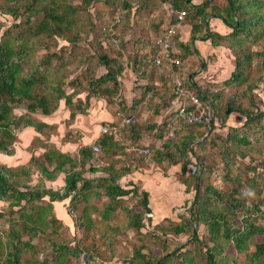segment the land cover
I'll return each instance as SVG.
<instances>
[{"label":"trees","instance_id":"1","mask_svg":"<svg viewBox=\"0 0 264 264\" xmlns=\"http://www.w3.org/2000/svg\"><path fill=\"white\" fill-rule=\"evenodd\" d=\"M72 1H0V13L12 17V23L6 29L0 26V152H13L11 146L17 140V130L35 127L43 132L49 126L42 116L56 112L63 100L71 110V118L78 112L86 113L92 97L106 98L126 110L121 81L127 67L125 63L128 65L133 61L137 74L140 70L146 71L142 68L153 57L152 36L163 34V26L177 20L176 12H170L168 3H172L176 11L188 13L193 27L191 41L199 35L205 36L206 19L210 15L216 16L231 31L227 34L209 31V37L217 45H227L232 50L234 69L227 80L208 83L200 91L214 99L216 116L223 121V127H227L236 114L243 121L228 125L225 133L215 126L206 136L209 126L204 128L199 123L182 122L174 117L158 120L162 111L170 108L172 101L177 99L173 79L159 75L165 90L145 85L141 98L133 104L137 121L122 127L118 136L102 137L100 147L111 153L112 146L128 137L141 145L139 138L143 132L154 134L155 140L161 142L175 127V136L162 148L155 142L149 147L147 157L133 154L131 158L142 162L150 158L163 164L164 168L165 162L181 163L183 173L194 158H199L192 174L196 192L193 205L187 208L189 216L179 214L180 220L169 221L167 226L157 224L156 229H145L147 233H143L144 228L151 226L152 217L147 216L152 213L149 194L141 193L136 186L119 187L114 184L115 180L109 179L104 187L114 202L106 211L115 209V204L120 202L118 197L131 194L139 199L138 204L133 202L132 207L125 206V209L143 241L136 244L135 253L124 258L122 263L128 260L130 264H240L244 259L245 264H264V100L256 96L258 90L264 92V0H224L222 4L219 0L195 4L192 0ZM99 3L101 7L97 6ZM119 7L122 20L115 26V36L120 43L115 45L108 21L115 17ZM138 24H142L144 30L141 39L133 43L127 40V35ZM103 38L106 47L102 44ZM192 42H177L180 47L177 56L186 58L194 52ZM252 45L260 48L253 49ZM142 47L145 55L140 59ZM42 49L46 52L38 58L37 53ZM100 66L105 67L102 73H98ZM164 67L169 70L167 63ZM184 67H176L179 76H183ZM185 83L189 85L190 79ZM214 88L218 91L214 92ZM82 90L87 91L86 98L76 99ZM150 92L153 96L141 108L139 103ZM18 108L23 109L21 114L15 113ZM144 111L148 116L139 120ZM255 148L262 158L252 155ZM81 150V154L88 155L89 159L94 158L89 147ZM212 151L216 152L215 159L211 158ZM247 156L250 159L246 167L253 174H245L242 167ZM43 157L34 156L28 165L18 167L0 163V200L7 205L0 209V218L9 221L6 235L0 236V264H24V251L33 253L32 258H25L24 262L36 264L39 254L48 249L54 264H76L82 250L88 251L93 245L85 238L62 243L55 237L62 225L56 218L53 202L71 196V206L76 208L80 202L77 197L89 190V182L74 170L78 159L56 148H47ZM51 166H54V175L49 171ZM35 168L46 178L66 172L65 191L48 189L40 177L33 185ZM219 176L223 183L215 184ZM106 220L111 222L113 219ZM42 235L46 241L37 243ZM118 235L103 236L105 240L113 239L114 252ZM172 242L175 244L171 245ZM114 256L115 253L109 259L98 258L105 262Z\"/></svg>","mask_w":264,"mask_h":264},{"label":"crops","instance_id":"2","mask_svg":"<svg viewBox=\"0 0 264 264\" xmlns=\"http://www.w3.org/2000/svg\"><path fill=\"white\" fill-rule=\"evenodd\" d=\"M192 1L195 4L201 3L204 0ZM141 22L144 24V21ZM205 22L207 34L205 36H197L192 39L193 42L191 41L193 27L190 17L186 18L175 36L177 42H185L188 44H190V42L193 43V49L191 50L194 52H190L188 57L185 58V74L190 78H193L194 81L200 85L218 83L227 80L232 74L235 63V57L232 50L227 46L217 45L214 43L213 38L209 37V31L227 34L231 31V28L225 24L222 19L213 15L208 16ZM141 35V30L135 28L128 32L127 40L135 42L138 38L141 39ZM102 44L106 47L103 41ZM144 52L143 47L140 48L138 58H143L142 56L145 55ZM125 65L127 67L121 76V80L126 110H122L118 104L109 102L106 98L92 97L87 112H78L71 118V110L66 106V103L63 100L60 108L56 112L52 115L42 116V120L47 122L49 126L45 127L43 132L37 131L35 127L22 128L18 130L16 134L18 135V140H16L11 146L13 152L11 154L0 152V163L6 164L10 167L28 165L34 156L44 159L43 154L46 152L47 148H56L62 153L70 154L73 158L78 159L79 163L74 166V170L80 172L83 178L87 180V183L89 182V190H86L84 193L80 194V197H77L80 202L77 204L76 208L71 206V196L63 200L54 201L55 215L62 225L61 231L65 232L67 235L66 238H68L69 241L76 242L77 239L81 240L82 238H85L93 243L88 250L92 253V257L98 258L103 256L109 259V257L113 256L115 253V256L112 259H105V264H121L124 258L131 257L135 253L136 244L134 242L140 244L143 241V238L141 241V235L137 233L138 229L132 225L130 216L127 213L128 211L125 209V206L129 208L132 207L133 202L138 203V197L131 196V194L130 196L132 198L129 195L118 197L120 202L115 204V209L110 212L106 211L108 206H110L109 204L114 202L106 193L104 187L106 179L111 181L115 180V185L125 189H130L136 186L139 187L141 193L142 191H146L149 194L150 205L152 187L155 182L157 185L159 182L155 181V176L160 172H157L156 174L154 172L157 168L164 170L163 164L161 165L158 162L152 161L150 158H145V162L139 161L138 158H131L133 154L127 152V147L135 144L132 137L119 141L112 146L111 153H106V151L102 150V156L99 158H103L101 163L97 162L95 158L92 160L93 158L89 159L88 155L81 154V148L83 147H89L91 151L90 153L94 154L92 149L93 142L100 137L104 138L109 135L101 134L103 126L106 124H115V126H119V130H122V127L125 126L123 125L124 119L129 116H135L133 115L136 112L133 109V104H137V100L141 98L143 87L145 85L151 84L157 86L159 90H165L162 86L163 80L159 76L157 68L152 61L148 62L146 66L142 68V70H146L144 73L140 70V73L138 74L134 69L135 66L133 61H131L129 66L126 63ZM86 96L87 91L82 90L78 93L76 99H84ZM172 102V106L162 111V116L158 118V120L160 119V121H163V119L167 118L169 114L173 112L178 102L177 99ZM143 103L144 102L139 103L141 108L143 107ZM147 116L148 113L144 111L139 120H142ZM239 117L242 122L243 118L236 114L230 119L228 125L237 124L238 122L236 123V121L240 119ZM226 131V129L223 130L224 133ZM139 141L143 147H150L152 144H155V142L157 145L160 143L155 140L154 134L146 132L141 134ZM46 144L48 146H44ZM106 160L108 162H106ZM164 165H168V169H171L175 164L165 162ZM53 168L54 166L49 167V171L52 175H54ZM39 177L44 180L48 189L60 192L65 191L64 189L66 187L67 178L66 172H59L56 176L46 178L35 168L32 181L33 185L38 182ZM180 190H183L184 192L185 188L181 186ZM70 208H73L74 213L70 211ZM151 214V226L144 228V230H142L143 233H147V230H152L153 228L156 229V225L161 223H158V220L154 217L153 209ZM106 218L113 219L111 221L112 224L107 221ZM168 224L169 222L163 225L167 226ZM86 225H88V228H86ZM48 231L52 232L51 230ZM130 231L133 234H137L134 238V242L126 244L125 247L121 248L125 242L116 244L115 240V252L114 246L111 245L113 239L112 241H109L103 238L105 235L116 233L119 234L117 237V240L119 241L123 236L129 235L128 233ZM131 237L132 236L130 235L128 240H131ZM148 240L151 242L150 238H148ZM172 244L173 243H171V245ZM39 263L40 262L36 264ZM26 264H28V262ZM76 264H78V259Z\"/></svg>","mask_w":264,"mask_h":264},{"label":"built area","instance_id":"3","mask_svg":"<svg viewBox=\"0 0 264 264\" xmlns=\"http://www.w3.org/2000/svg\"><path fill=\"white\" fill-rule=\"evenodd\" d=\"M169 7L172 11V4H169ZM122 9L119 7L117 9L116 15L114 18L108 21L109 26L112 28V40L115 45L120 43V39L115 36L116 30L115 26L121 22L122 20ZM187 12L186 10H182L177 15V20L172 25L165 24L163 26L164 32L159 36H152V43L154 44L153 49V57L151 59L154 66L157 68L158 74L162 77L172 78L175 86V92L177 95V106L174 108L173 112L169 114L167 117L168 120L174 119L182 122L188 123H199L202 127L209 126H217L219 129H223L226 126H222L223 121L218 119L216 116V110L214 106V99L212 97L205 96L201 93L200 88H205L207 84L200 85L194 81L193 78H190L187 74H185V58H180L177 54L180 52V47L178 46L174 36L177 34L178 29L184 21L186 20ZM103 43L106 45V41L103 38ZM107 46V45H106ZM164 63H167L169 66V70H165ZM184 65L183 76H179L176 71V67ZM190 79L191 83L188 85L185 83L186 80ZM214 92L218 91V88H214ZM153 93L150 92L146 99L143 101V104H147ZM137 120L135 117H126L124 119V124L135 123ZM113 133L118 136L119 129L118 126L115 125H106L102 128V134H110ZM175 136V127L169 130L162 142L163 144L173 138ZM93 156L97 162H102L101 159V148L97 141H95L92 145ZM127 152L129 154H139L143 156H147L150 153L148 147H142L137 144H133L127 147ZM70 211L74 213L73 208H70ZM105 264L101 260L97 258H92L89 256L88 251L82 250L80 256L78 258V264ZM123 264H130L128 260H124Z\"/></svg>","mask_w":264,"mask_h":264},{"label":"rangeland","instance_id":"4","mask_svg":"<svg viewBox=\"0 0 264 264\" xmlns=\"http://www.w3.org/2000/svg\"><path fill=\"white\" fill-rule=\"evenodd\" d=\"M0 1H2V0H0ZM72 2L77 3V0H73ZM224 2H225L224 0H219V3H221V4ZM97 6L101 7V3H99ZM11 23H12V17L6 16V15H3L0 13V26H2L4 29H6L8 26L11 25ZM137 28L140 29L141 32H143V30H144V27L142 24H138ZM227 43H229V42H227ZM252 48L253 49H259L260 47L256 46V45H252ZM44 52H46V50L42 49L40 52L37 53V57L41 58V56ZM65 55L67 57H69L68 52H66ZM129 65H130V63L128 64V66ZM73 68L74 67H71V69H73ZM104 71H105V67H103V66L98 67V73H102ZM253 73L255 74V71H253ZM71 76L74 77L75 73L72 74ZM257 92L258 93L256 96L259 97L261 100H264V92L261 89L258 90ZM230 93H232V92H230ZM22 112H23V109H21V108H18L15 110L16 114H21ZM237 122L240 123L241 118L238 119L236 121V123ZM226 128L224 127L223 129H226ZM17 132H18V130L16 131V134H17ZM17 137H18V135H17ZM251 139L254 140V137L251 136ZM17 140H18V138H17ZM215 153H214V151L211 152V158L212 159L216 158L215 157L216 155H214ZM252 155L257 156L258 159L262 158V156L260 155V152L257 150V148L253 149ZM218 159L220 160V157ZM218 159H216V160H218ZM249 159H250L249 156H247V158H245L244 160L242 159L244 162H246V163L242 164V167L245 168V171H244L245 174H247V173L253 174L252 170L248 169V167H246L247 163L249 162ZM197 160H198V162H200L199 158L193 159V163L192 162L190 163L189 169H187L185 173L182 172V164L181 163L175 164L174 167H172L171 169H168V165H165V168L162 167L164 170H161L160 168L158 169L156 166L157 169L154 173L155 174L157 172H160V173L156 174L155 181H159L158 182L159 186L155 182L154 186L152 187L150 206L154 211V217L156 218V220H158V223L161 222L162 224H166L169 221L180 220L179 214H184V216H189L187 208H190L193 205V198H194V195L196 192V190H195V187H196L195 177L192 174H193V171L195 170L196 166H198ZM151 173H152V171H151ZM219 183L220 184L223 183V181L221 180V176H219L218 179L215 180V184H219ZM181 186L183 188H185V190H184L185 193L183 192V190H180ZM186 188H188L189 191H188V189L186 190ZM161 194H164V195H161ZM263 194H264V192H263ZM135 204H138V203L135 202ZM5 206H7L6 203H4L0 200V209H5L6 208ZM147 216L151 217L152 214L149 213V214H147ZM125 220H126V216H125ZM8 222L9 221L6 218H4V219L0 218V236H2V237L5 236L7 231H8ZM153 222H155V221H153ZM58 231H59V234L57 233V235L55 236L57 238V240L62 242V243H64L66 240L68 241V238H66L67 235L65 234V232H62L60 229ZM48 232H50V231H48ZM128 234L129 235H127V236H123L122 239H120L119 241L116 240V244L120 243V242H125L121 248L125 247L126 244H130V243L134 242V238L136 237V233L133 234L130 231ZM130 235L132 236L131 238L133 239V241H132V239L128 240ZM27 238H28V236L25 237V239H27ZM46 239L47 238L42 235V236H39V238L36 240V242L37 243L45 242ZM34 242H35V240H34ZM47 242H49L51 244L50 240H47ZM134 243L139 244L138 242H134ZM172 243L175 244V242H172ZM231 251H232V249H231ZM44 254L42 252L39 254V257H38V261L40 262L39 264H54V261L52 259L53 257L51 255V250L50 249L46 250V252ZM32 255H33L32 252L27 253L26 251H24L23 257H22L23 263L26 264L24 262L25 258L31 259ZM47 258L49 260L46 262L45 260ZM4 259H5V256H4ZM239 263L245 264L244 259H241Z\"/></svg>","mask_w":264,"mask_h":264},{"label":"clouds","instance_id":"5","mask_svg":"<svg viewBox=\"0 0 264 264\" xmlns=\"http://www.w3.org/2000/svg\"><path fill=\"white\" fill-rule=\"evenodd\" d=\"M169 4H172V3H168V7H169ZM169 9H170V12H171L172 14L176 12V14L178 15V13L180 12L179 10H177V11L175 10L173 4H172V11H171V8H170V7H169ZM187 17H188V13H187L186 18H187ZM144 105H145V104H144ZM131 117H134V116H131ZM106 125H108V124H106ZM106 125H105V126H106ZM110 125H113V124H110ZM114 125H115V124H114ZM116 125H117V124H116ZM124 125H126V124H124ZM103 127H104V126H103ZM103 127H102V128H103ZM227 127H228V125H227ZM118 129H119V126H118ZM223 130H225V129H223ZM212 131H213V130H212ZM212 131H211V132H212ZM211 132H210V133H211ZM208 133H209V132H208ZM208 133L206 134V136L208 135ZM210 133H209V134H210ZM101 134H102V129H101ZM111 134H113V133H110L109 135H111ZM102 135H107V134H102ZM114 135H115V134H114ZM101 139H102V138L100 137V138L96 139L95 141H97V142L99 143V145H100V140H101ZM95 141H94V142H95ZM94 142H93V143H94ZM162 142H163V141H161V142L159 143L158 147H161V148H162V145H161ZM92 145H93V144H92ZM137 145H138V144H137ZM140 146L143 147V145H140ZM100 148H101V147H100ZM148 148H149V147H148ZM149 150H150V148H149ZM102 153H103V152H102V149H101V156H102ZM92 155H93V154H92ZM142 156H143V155H142ZM143 157H145V156H143ZM146 157H147V156H146ZM93 160H94V158H93ZM92 258H94V257H92ZM97 259H99V258H97ZM99 260H101V259H99ZM122 264H123V263H122Z\"/></svg>","mask_w":264,"mask_h":264},{"label":"water","instance_id":"6","mask_svg":"<svg viewBox=\"0 0 264 264\" xmlns=\"http://www.w3.org/2000/svg\"><path fill=\"white\" fill-rule=\"evenodd\" d=\"M213 129H214V126H212V127L210 128V131H209V133H210V132H211ZM209 133H208V134H209Z\"/></svg>","mask_w":264,"mask_h":264}]
</instances>
